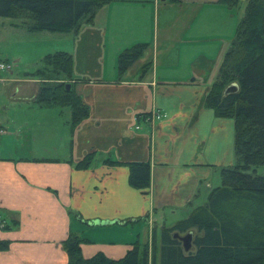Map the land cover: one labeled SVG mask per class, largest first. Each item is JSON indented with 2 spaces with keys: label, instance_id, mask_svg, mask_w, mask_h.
<instances>
[{
  "label": "crops",
  "instance_id": "0c3cea01",
  "mask_svg": "<svg viewBox=\"0 0 264 264\" xmlns=\"http://www.w3.org/2000/svg\"><path fill=\"white\" fill-rule=\"evenodd\" d=\"M239 5L107 0L78 31L54 33L73 55L71 81L90 113L73 126L69 106L35 102L42 78H14V105L0 112V239L9 240L0 264H68L71 232L87 239V257H120L134 242L149 243L152 264L158 216L203 204L205 180L235 162V120L205 98L235 38ZM140 42L143 54L121 70L120 53ZM154 109L163 114L149 121ZM89 152L90 165L78 167ZM128 161L149 162L147 189L131 185Z\"/></svg>",
  "mask_w": 264,
  "mask_h": 264
},
{
  "label": "trees",
  "instance_id": "16d2710c",
  "mask_svg": "<svg viewBox=\"0 0 264 264\" xmlns=\"http://www.w3.org/2000/svg\"><path fill=\"white\" fill-rule=\"evenodd\" d=\"M106 1L0 0V16L18 18L12 23L31 32L78 31L83 23L93 20ZM219 1L230 6L240 2ZM146 47L147 43L140 42L125 48L119 55L120 69L131 66ZM43 61L42 67L26 73L43 79L35 102L69 106L71 123L76 126L90 109L71 81L72 53L58 49L46 53ZM147 67L145 64L143 70ZM231 83H237L238 89L225 92ZM205 104L218 116L234 118L235 162L221 168L222 182L211 189L203 204L172 225L154 228L152 264H156L158 255L159 264H264V173L257 171L258 166L264 165V0H248ZM93 157L94 153L89 152L76 165L86 168ZM105 161L122 162L111 158ZM127 163L131 185L147 189L151 181L149 162ZM190 230L194 232L193 245L185 249L182 239L174 234ZM85 240L76 232L64 239L68 264H150L149 243L134 242L120 257H110L103 250L87 257L81 246ZM8 246L9 240L0 239V249Z\"/></svg>",
  "mask_w": 264,
  "mask_h": 264
},
{
  "label": "rangeland",
  "instance_id": "374dc122",
  "mask_svg": "<svg viewBox=\"0 0 264 264\" xmlns=\"http://www.w3.org/2000/svg\"><path fill=\"white\" fill-rule=\"evenodd\" d=\"M248 1L240 0L237 11H241L242 15L245 13ZM236 11V10H235ZM236 14V13H235ZM18 18L0 16V58L2 60H9L12 64L10 68L0 69V77L6 78L4 81H0V112L10 111L12 105V85L15 77L25 75L26 71H34L38 67L43 66V57L48 52H53L60 49L57 45V41L54 33L50 31H27L25 28L15 26L12 22ZM18 22V20H17ZM214 78V77H213ZM214 81V80H213ZM69 109V107H66ZM221 168L213 173L209 181L205 180V187L202 189V199L200 202H205L208 199L209 192L212 187L207 186V182L214 184V186L221 184ZM259 173H264V165H260L257 168ZM211 186V185H210ZM205 198V201H203ZM190 211L177 210V214H172L170 209H165L162 215L158 216L159 228L165 222V225H172L179 219H182L190 214ZM147 227V221L142 220ZM6 221L2 219L0 226H4ZM148 228V227H147ZM160 232V231H159ZM138 235V234H137ZM142 236H145L142 230ZM160 240V238H159ZM159 245V243H158ZM159 250V249H158ZM157 264H159V255L157 257Z\"/></svg>",
  "mask_w": 264,
  "mask_h": 264
},
{
  "label": "water",
  "instance_id": "95a60500",
  "mask_svg": "<svg viewBox=\"0 0 264 264\" xmlns=\"http://www.w3.org/2000/svg\"><path fill=\"white\" fill-rule=\"evenodd\" d=\"M68 87L71 86L70 83L67 84ZM238 89V84L237 83H231L230 85L227 86V88L225 89V92H230L232 90H237ZM114 220H111V219H94V222L95 223H98V224H106V223H111L113 222ZM175 236H179L182 241H183V245L185 247V249H190L193 245V236H194V232L193 230H190L184 234H181L180 232H175L174 234Z\"/></svg>",
  "mask_w": 264,
  "mask_h": 264
},
{
  "label": "built area",
  "instance_id": "2783aa9c",
  "mask_svg": "<svg viewBox=\"0 0 264 264\" xmlns=\"http://www.w3.org/2000/svg\"><path fill=\"white\" fill-rule=\"evenodd\" d=\"M11 63L6 62V61H0V69H6L10 68ZM162 112L159 109H154L150 113L145 115V118L148 119L149 121H153L154 119L161 118Z\"/></svg>",
  "mask_w": 264,
  "mask_h": 264
}]
</instances>
